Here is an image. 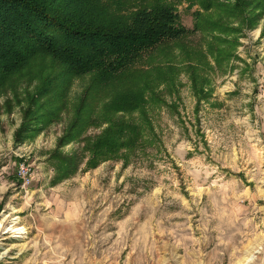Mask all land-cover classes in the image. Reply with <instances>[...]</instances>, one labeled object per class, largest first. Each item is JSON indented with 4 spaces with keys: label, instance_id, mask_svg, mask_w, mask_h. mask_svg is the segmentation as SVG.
I'll use <instances>...</instances> for the list:
<instances>
[{
    "label": "rangeland",
    "instance_id": "1",
    "mask_svg": "<svg viewBox=\"0 0 264 264\" xmlns=\"http://www.w3.org/2000/svg\"><path fill=\"white\" fill-rule=\"evenodd\" d=\"M162 1L188 32L140 63L166 79L154 82L153 132L125 161L82 159L54 182L52 153L87 75L72 81L68 111L22 143V108L0 93V264H264V14L248 28L223 9L235 0Z\"/></svg>",
    "mask_w": 264,
    "mask_h": 264
},
{
    "label": "trees",
    "instance_id": "2",
    "mask_svg": "<svg viewBox=\"0 0 264 264\" xmlns=\"http://www.w3.org/2000/svg\"><path fill=\"white\" fill-rule=\"evenodd\" d=\"M202 3L209 9L213 2ZM223 9L253 28L264 14V0H235ZM222 22L209 24L223 32L234 29ZM187 32L174 7L162 0H0V93L9 89L22 108L14 141L24 142L68 111L72 81L87 75L89 83L73 102V116L52 153L54 182L74 174L82 159L85 168L125 161L153 132L148 111L154 82L166 79L140 63ZM100 92L108 96L98 98ZM92 123L99 133L82 137ZM76 139L82 142L79 152L61 151Z\"/></svg>",
    "mask_w": 264,
    "mask_h": 264
},
{
    "label": "built area",
    "instance_id": "3",
    "mask_svg": "<svg viewBox=\"0 0 264 264\" xmlns=\"http://www.w3.org/2000/svg\"><path fill=\"white\" fill-rule=\"evenodd\" d=\"M17 173L19 178L22 179V183H25L26 180L28 179L29 169L23 164H19L17 168Z\"/></svg>",
    "mask_w": 264,
    "mask_h": 264
}]
</instances>
